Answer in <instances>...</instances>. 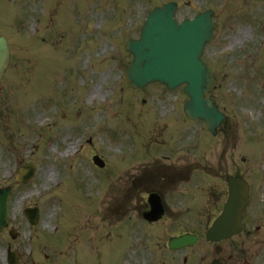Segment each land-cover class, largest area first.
<instances>
[{
	"label": "rangeland",
	"instance_id": "obj_1",
	"mask_svg": "<svg viewBox=\"0 0 264 264\" xmlns=\"http://www.w3.org/2000/svg\"><path fill=\"white\" fill-rule=\"evenodd\" d=\"M16 1L0 0V35L12 49L0 79V188H13L9 225L0 229V264L6 244L20 250L22 264H33L27 255L37 246L35 264H69V243L86 247L91 235L102 257L86 254L83 264H145L143 244L168 241L173 232L164 234L163 219L140 215L137 205L145 203L149 183L141 182L132 195L126 174L154 159L166 162L175 151L173 161L187 146L190 171L165 185L166 193L198 198L205 209L209 199L222 205L225 176L241 174L251 183L247 209L263 206L264 0H175L180 21L214 10L203 59L213 77L208 95L227 117L217 135L203 121H182L179 103L187 97L181 90L157 84L138 92L128 84L132 54L126 43L140 36L150 9L170 0ZM66 142L74 144L68 155ZM30 164L37 167L35 177L20 184L17 170ZM26 207H38L37 225L29 223ZM114 208L122 211L119 217H112ZM174 217L183 222L178 234L198 231L185 209ZM204 228L194 233L203 237Z\"/></svg>",
	"mask_w": 264,
	"mask_h": 264
},
{
	"label": "water",
	"instance_id": "obj_2",
	"mask_svg": "<svg viewBox=\"0 0 264 264\" xmlns=\"http://www.w3.org/2000/svg\"><path fill=\"white\" fill-rule=\"evenodd\" d=\"M175 7L174 3H170L162 9H154L143 27L141 38L129 42L128 49L134 54L129 78L141 87L154 80L165 82L170 88L187 82L185 90L191 96V100L186 104L187 112L196 118L205 119L215 133L224 116L212 100L204 97L209 89L211 77L209 70L200 60L204 44L212 37L213 13L208 11L194 21L179 25L173 19ZM9 61L7 42L0 38V77ZM22 179L26 181L28 177ZM231 182V200L236 205L240 201L244 203L243 181L232 179ZM9 193V188L0 189V227L8 222ZM235 207L228 206L227 215L231 208ZM35 213L36 211H33L30 215L35 216Z\"/></svg>",
	"mask_w": 264,
	"mask_h": 264
},
{
	"label": "flooded vegetation",
	"instance_id": "obj_3",
	"mask_svg": "<svg viewBox=\"0 0 264 264\" xmlns=\"http://www.w3.org/2000/svg\"><path fill=\"white\" fill-rule=\"evenodd\" d=\"M177 169L174 164H171V167L162 168L163 173L160 175V180L171 179L177 174ZM180 198L181 196L175 194L162 195L166 213L162 217L163 221L161 219L159 223L162 221L160 224L163 225L164 234L167 232L178 233L181 228V224L178 222H183L174 217L182 211L178 208L184 205L183 200ZM209 200L206 209L199 206L200 200L194 199L189 204L190 209L185 210L188 215L187 221L198 226V231H192V234L197 235L198 239L191 246L181 249H172L166 240L159 242L157 245L145 242L142 246V250L147 256L145 264H264V210H245L241 217V229L232 236L219 238L211 236L208 238L206 232L213 226L214 220L223 206V204L219 205L214 202L209 203ZM137 206H140L137 211L141 216L149 207L147 200L144 204L141 205L140 203ZM215 211L217 213L213 216L212 214ZM204 217L207 218L203 219ZM164 219L172 220L173 223H168ZM204 224L203 237L200 233H194L202 232ZM201 238H204V243L201 242ZM100 252L99 248L93 247L89 253L90 258L97 261ZM86 254V249L80 250V264L85 263L82 259Z\"/></svg>",
	"mask_w": 264,
	"mask_h": 264
},
{
	"label": "bare ground",
	"instance_id": "obj_4",
	"mask_svg": "<svg viewBox=\"0 0 264 264\" xmlns=\"http://www.w3.org/2000/svg\"><path fill=\"white\" fill-rule=\"evenodd\" d=\"M248 30V29H247ZM110 71H111V69H110ZM108 74H105V75H103V76H107ZM105 77H103L104 79H105ZM99 92H100V89H98L97 91H92L90 94H89V99H92L94 96H96V95H98L99 94ZM66 144H67V146H66V153H65V155L66 154H69L70 153V151H71V148H74V144L73 143H68V142H66ZM54 174L51 172L50 173V171H49V179L53 176Z\"/></svg>",
	"mask_w": 264,
	"mask_h": 264
}]
</instances>
